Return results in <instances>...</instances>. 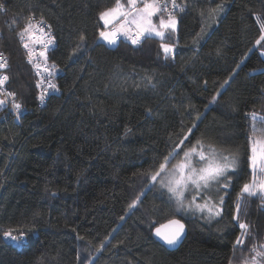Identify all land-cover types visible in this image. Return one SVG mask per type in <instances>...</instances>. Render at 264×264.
<instances>
[{
    "label": "trees",
    "instance_id": "obj_1",
    "mask_svg": "<svg viewBox=\"0 0 264 264\" xmlns=\"http://www.w3.org/2000/svg\"><path fill=\"white\" fill-rule=\"evenodd\" d=\"M176 1L185 10L173 36L108 45L98 39V13L114 0H5L3 70L26 111L19 123L0 121V264H236L250 245L233 259L240 222L250 226L251 243L264 242L261 199L246 198L239 214L235 208L251 176L248 136L264 137V124L252 133L247 115L264 116V41L256 44L264 0ZM29 16L43 18L56 38L47 56L57 66L56 90L42 104L17 35ZM162 41L175 45L167 57ZM185 136L184 145L201 138L240 156L232 185L218 193L219 217L178 214L150 184L148 173ZM173 217L187 235L167 250L151 231ZM9 229L24 231V243L4 237Z\"/></svg>",
    "mask_w": 264,
    "mask_h": 264
},
{
    "label": "snow or ice",
    "instance_id": "obj_2",
    "mask_svg": "<svg viewBox=\"0 0 264 264\" xmlns=\"http://www.w3.org/2000/svg\"><path fill=\"white\" fill-rule=\"evenodd\" d=\"M169 5H171V10ZM177 10L182 13L185 9L180 7L176 0H126V3L123 0H114L112 7L98 13V19L102 22L103 28L99 32V38L110 45L115 44L120 36L127 37L134 45L139 44L141 38L146 35H154L163 40L173 36L176 32L177 17L175 13ZM222 10V5H220L212 11ZM0 11H6L5 0H0ZM154 17H158V24L154 23ZM257 20H261L259 14H257ZM12 23H16L15 19ZM41 25L46 26L48 30L45 31ZM261 30L262 35L256 41L257 45L264 41V23H261ZM36 32H39L40 36H36ZM17 35L27 50L28 63L33 65L36 75L40 77L37 81V87L43 88V91L38 98L43 103L48 90H56V85L51 83V80L57 66L54 63H48L46 54L50 46H55L56 38L53 35L51 25H48L43 18L34 24L32 16L26 18L24 27ZM85 39L84 35L79 37L81 42H84ZM37 43L44 49L39 52V57L43 59V63L37 62L35 59L37 54L34 51V44ZM174 47L175 45L172 44H161L166 57L167 54L172 53ZM8 66L7 58L3 53H0V69H6ZM8 80L7 75L0 74V86L5 85ZM45 82H47V87H44ZM227 82L225 81V83ZM4 95L13 98L12 109L20 113L22 105L15 101L16 94L5 91ZM213 99L215 100V97ZM7 102V99H0V106ZM247 115L251 117L250 127L252 133H255L257 131L256 122L264 124V116L255 111ZM195 127L194 124L193 128ZM192 131L191 128L188 129L189 134ZM189 138V136H185L180 140L179 144L164 157L158 168L148 173L149 179L153 186L158 184L161 190L167 192L169 200L177 205L179 211L206 213L209 219L219 217L223 212L224 197L218 196L216 200H213L212 196L207 195V193L212 190L213 186H216L217 194L230 188L233 183L232 176L236 174L240 166V156L236 152H229L225 155V150L218 149L211 143L205 144L203 139L198 138L191 147L186 150L182 149L183 156L173 164L172 161L179 155L176 148L184 145ZM248 140L250 155L247 161L251 176L247 182L243 183L237 193L235 202L237 214L242 210L246 198L259 196L262 201L261 206L264 207V137L257 139L255 135H249ZM139 202L140 196H137L129 207L132 208ZM234 219L238 220V215ZM239 227L242 232L233 245V259H235V249L243 245L245 237L251 236L248 224L240 222ZM13 231V229L4 231V237L17 244H23L25 232L20 231L19 235H13ZM154 231L155 235L165 244L172 246L181 239L185 232V225L178 219H170L166 224H161L155 228ZM249 252V256L242 257L241 264H264V242L258 245L253 244ZM229 264H232V259H230Z\"/></svg>",
    "mask_w": 264,
    "mask_h": 264
},
{
    "label": "built area",
    "instance_id": "obj_3",
    "mask_svg": "<svg viewBox=\"0 0 264 264\" xmlns=\"http://www.w3.org/2000/svg\"><path fill=\"white\" fill-rule=\"evenodd\" d=\"M176 3L180 6V7H183V5H182V3H178L177 1H176ZM169 9L171 10V5H169ZM176 16H180L181 15V12H179L178 10L176 11ZM41 18H38V19H36V18H34L33 17V23L35 24L37 21H39ZM48 24V23H47ZM41 27H44V30L45 31H47L48 29H47V27L46 26H44V25H41ZM36 36H40V33L39 32H36ZM120 39V37L117 39V40H119ZM52 46H50V48H51ZM50 48H49V50L48 51H50ZM24 50H25V53H26V57H25V61H26V64H28V65H30V67H31V69H32V72H33V74L36 76V86H37V81L40 79V77L39 76H37L36 75V70L34 69V67H33V65L32 64H30V63H28V59H27V50L24 48ZM44 49L41 47V45L40 44H34V51L36 52V61L37 62H40V63H43V59L41 58V57H39V52L40 51H43ZM47 51V56H48V52ZM0 53H2V51L0 50ZM4 56H5V54H3ZM6 57V56H5ZM0 74H5V72H4V70L3 69H0ZM6 75V74H5ZM8 82V81H7ZM7 82L5 83V85H3V86H0V99H7V103L5 104V105H2V106H0V121H3V120H5V119H12L14 122H16V123H19L20 122V118H21V116H22V114L26 111V109L22 106V109H21V112L20 113H17L15 110H13L12 109V102H13V98L12 97H5V95H4V92L6 91V92H13L8 86H7ZM51 83H53V78H52V80H51ZM54 84V83H53ZM44 87H47V82H45V84H44ZM43 91V88H41V87H38V94H37V97H39V95H40V93ZM49 92H52V89H49L48 90V92L47 93H49ZM46 97V96H45ZM15 101L16 102H18L17 101V98H16V96H15ZM45 101V100H44ZM38 103L39 104H42V102L39 100V98H38ZM8 239V238H7ZM9 241H11L10 239H8ZM14 245L15 244H17V243H15V242H13V241H11ZM17 245H19V244H17Z\"/></svg>",
    "mask_w": 264,
    "mask_h": 264
},
{
    "label": "rangeland",
    "instance_id": "obj_4",
    "mask_svg": "<svg viewBox=\"0 0 264 264\" xmlns=\"http://www.w3.org/2000/svg\"><path fill=\"white\" fill-rule=\"evenodd\" d=\"M123 2H125L126 3V0H123ZM177 17V16H176ZM153 21H154V23H157L158 24V17H154L153 18ZM177 27H178V25H177ZM146 36H149V35H146ZM150 36H153V37H156V36H154V35H150ZM123 38H127V37H125V36H122ZM157 38H159V37H157ZM160 39V38H159ZM102 40V39H101ZM103 41V40H102ZM104 43L106 42V41H103ZM107 43V42H106ZM162 43H167V44H172V45H174L172 42L170 43V42H166V41H162L161 42V44ZM108 44V43H107ZM174 49H175V47H174ZM173 49V50H174ZM163 50V49H162ZM164 52V51H163ZM169 54H171V53H169ZM257 139H260V138H258V137H256ZM192 146V144H189V145H181L180 146V148H176V151L179 153V155H177L176 156V159L175 160H173L172 161V163L174 164V163H176L182 156H183V150H186L188 147H191ZM183 149V150H182ZM169 167H171V165H169ZM150 180V179H149ZM150 184L152 185V182L150 181ZM221 184H223V181H221ZM158 185V184H157ZM159 186V185H158ZM166 192V191H165ZM166 194H167V192H166ZM217 194V192H216V186H213V188H212V190L209 192V193H207V195H210V196H212V198H213V200H216L217 198H218V196H222L223 194H218V195H216ZM186 195H188V194H186ZM257 197H259V196H257ZM189 198H190V196H189ZM260 199V198H259ZM200 202H202V201H200ZM174 203V202H173ZM174 206H175V211L178 213V214H181V215H183V216H190V215H194V216H197V217H205V218H208V216H207V214L206 213H204V214H201L200 212H192V211H179L178 209H177V205L174 203ZM209 219V218H208ZM244 242L246 243V242H249V246H248V244H247V252H246V255L245 256H249L250 255V252H249V249L252 247V245L253 244H259V243H251L250 241H249V239L248 238H244ZM244 257V256H243ZM236 264H241V261L240 262H238V263H236Z\"/></svg>",
    "mask_w": 264,
    "mask_h": 264
},
{
    "label": "water",
    "instance_id": "obj_5",
    "mask_svg": "<svg viewBox=\"0 0 264 264\" xmlns=\"http://www.w3.org/2000/svg\"><path fill=\"white\" fill-rule=\"evenodd\" d=\"M170 219H178V220H180V221L185 225V223H184L180 218L173 217V218H169L168 220H170ZM168 220L163 221V222L157 224V225L152 229V231H151V235L153 236L154 240H155L157 243H159L160 245H163L167 250H175V249H177V248L180 246V243L183 241V239H184V238L186 237V235H187V233H186V225H185V232L182 234V237H181V239L179 240V242H178L177 244H175V245L169 246V245L165 244V243H164L159 237H157V236L155 235V231H154L155 228L159 227L161 224H166V223L168 222Z\"/></svg>",
    "mask_w": 264,
    "mask_h": 264
},
{
    "label": "crops",
    "instance_id": "obj_6",
    "mask_svg": "<svg viewBox=\"0 0 264 264\" xmlns=\"http://www.w3.org/2000/svg\"><path fill=\"white\" fill-rule=\"evenodd\" d=\"M101 22V21H100ZM101 25H102V22H101ZM121 38H123L122 36H120ZM98 39L99 40H101L100 38H99V36H98ZM125 39H127V38H125ZM108 45H110V44H108ZM112 45H114V44H112Z\"/></svg>",
    "mask_w": 264,
    "mask_h": 264
}]
</instances>
